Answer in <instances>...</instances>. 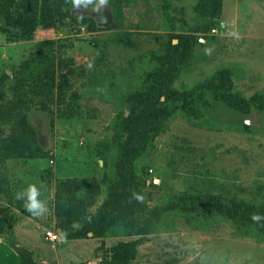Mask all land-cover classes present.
<instances>
[{"label": "rangeland", "instance_id": "1", "mask_svg": "<svg viewBox=\"0 0 264 264\" xmlns=\"http://www.w3.org/2000/svg\"><path fill=\"white\" fill-rule=\"evenodd\" d=\"M20 1L0 0V264H21L12 244L39 264H107L126 240L130 264H264V0H38L24 35L5 18ZM135 153L146 206L170 209L146 234L79 237ZM28 184L42 217L15 199Z\"/></svg>", "mask_w": 264, "mask_h": 264}, {"label": "trees", "instance_id": "2", "mask_svg": "<svg viewBox=\"0 0 264 264\" xmlns=\"http://www.w3.org/2000/svg\"><path fill=\"white\" fill-rule=\"evenodd\" d=\"M20 2L18 6L22 7V12L18 13L17 16L9 13L5 18L8 24L19 26L18 32L20 31V34L24 35V30L36 22L35 20L39 7L37 4L38 0H21ZM18 6H15V8H18ZM44 7L45 4L43 8ZM55 10L56 6L50 7V4H47L45 11L40 12L41 21L45 20L46 14H48L50 18L53 17ZM37 58H39V54ZM52 72L53 65L51 64V60H49L47 66H45V72L43 73L49 76ZM261 107L264 108V104L261 105ZM153 110L156 111L157 109ZM142 113H145L144 115L146 116L149 114V111L147 110V112L144 111ZM150 130L149 123L145 124L142 129H137L140 135L137 136L135 140L139 142L134 143L132 141V144H138L140 146V143H144L142 138H145L146 135L148 136ZM136 154L137 153H135L134 157L130 158L128 171H124L125 174L123 176L111 182L107 198L98 207L97 217L79 231V237L85 236L88 232H92L94 236L103 238L109 227L114 223H122L126 232L129 234H146L156 228L164 212L170 209L169 205H154L152 208H148L144 200L143 202H137L135 199L131 198L133 191L141 195L140 183L136 179L133 167ZM68 182L74 184V181L68 180L67 183ZM204 209L207 210V208ZM136 244L137 240H126L115 243L108 248V253H106L104 261L107 264H130L135 256ZM12 246L21 264H39L29 248L20 244H12Z\"/></svg>", "mask_w": 264, "mask_h": 264}, {"label": "clouds", "instance_id": "3", "mask_svg": "<svg viewBox=\"0 0 264 264\" xmlns=\"http://www.w3.org/2000/svg\"><path fill=\"white\" fill-rule=\"evenodd\" d=\"M69 2L73 9L90 10L95 13H101L103 9L108 7V0H69ZM101 22H104L103 17L101 18ZM221 26L224 27L225 25L222 23ZM228 35L232 36L235 40L239 39V34L235 30L230 31ZM91 67L92 65L89 64V68ZM40 197L41 191L36 184H28L25 188L15 193V199L22 201L24 210L33 217H42L48 212L47 204ZM131 198L137 202H143L144 200V197L135 191L132 192ZM251 220L259 224L261 221H264V215L254 213L251 215Z\"/></svg>", "mask_w": 264, "mask_h": 264}, {"label": "built area", "instance_id": "4", "mask_svg": "<svg viewBox=\"0 0 264 264\" xmlns=\"http://www.w3.org/2000/svg\"><path fill=\"white\" fill-rule=\"evenodd\" d=\"M46 235L49 236L51 239H55V238H56V235L51 234L50 231H48V232L46 233Z\"/></svg>", "mask_w": 264, "mask_h": 264}]
</instances>
